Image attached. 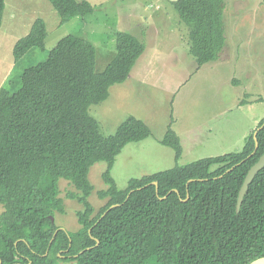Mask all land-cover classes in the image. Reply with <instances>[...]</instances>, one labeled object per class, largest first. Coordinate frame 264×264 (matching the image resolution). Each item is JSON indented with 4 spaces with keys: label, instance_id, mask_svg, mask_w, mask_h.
I'll use <instances>...</instances> for the list:
<instances>
[{
    "label": "trees",
    "instance_id": "16d2710c",
    "mask_svg": "<svg viewBox=\"0 0 264 264\" xmlns=\"http://www.w3.org/2000/svg\"><path fill=\"white\" fill-rule=\"evenodd\" d=\"M49 1L61 23L94 10L89 0ZM224 1H174L189 26L190 50L199 66L219 60L226 46ZM5 7L0 0V27ZM47 34L45 19L36 18L15 43L14 59L45 48ZM96 61L90 40L68 34L46 60L24 70L16 91L0 89L1 264H249L263 256L264 168L239 212L236 205L248 170L264 153V127L252 155L254 132L242 151L135 177L120 188L110 173L115 156L150 129L131 116L114 134L101 133L90 106L107 99L111 86L126 77L111 63L96 71ZM163 142L179 159L178 134L169 130ZM101 160L108 162L107 187L98 195L106 203L96 211L88 199L93 190L88 173ZM61 178L75 188L66 196L83 205L75 231L59 229L56 220V213L66 212Z\"/></svg>",
    "mask_w": 264,
    "mask_h": 264
},
{
    "label": "rangeland",
    "instance_id": "374dc122",
    "mask_svg": "<svg viewBox=\"0 0 264 264\" xmlns=\"http://www.w3.org/2000/svg\"><path fill=\"white\" fill-rule=\"evenodd\" d=\"M0 27V89L17 90L24 70L48 58L68 34L90 40L97 50L96 71L113 64L125 76L111 86L104 101L90 106L103 135L114 134L131 116L143 120L150 134L127 143L115 156L110 173L120 188L132 178L187 165L196 160L242 151L264 118V0H225L226 46L219 60L198 65L191 54L189 26L175 0H89L93 12L61 23L49 0H5ZM47 23L45 48H32L19 61L13 48L36 18ZM169 130L180 137L183 152L163 142ZM108 162H95L88 179L89 201L98 211L106 199ZM65 199L61 227H80L76 212L83 205L68 198L75 190L59 180ZM0 207V211H1Z\"/></svg>",
    "mask_w": 264,
    "mask_h": 264
},
{
    "label": "water",
    "instance_id": "95a60500",
    "mask_svg": "<svg viewBox=\"0 0 264 264\" xmlns=\"http://www.w3.org/2000/svg\"><path fill=\"white\" fill-rule=\"evenodd\" d=\"M264 127V123L263 125H261L255 132H254V139H255V150L253 153H255V151L258 149V146H259V142H258V137H257V134L259 132V130L261 128ZM264 168V153L259 157V159L250 167V169L248 170V173L244 179V182L239 190V194H238V199H237V205H236V210L237 212H239L241 210V207H242V204H243V201H244V197L246 195V193L248 192V189H249V186L250 184L253 182L255 176L257 175V173L262 170ZM231 170V169H230ZM229 171V170H228ZM190 181H193V179L189 180ZM153 184L156 185V189H157V192H158V189H159V183L158 181H153L151 182ZM174 191H177V189H173ZM173 190H171L169 193H171ZM166 196L164 197H161V199L165 198ZM120 203H116V204H113L111 205L104 213L101 217H104L106 215V213L116 207V206H119ZM59 229H65L63 227H60ZM56 230L55 234H54V237L56 236L57 232L59 231ZM53 239L51 240V243H52ZM96 241H97V244L99 243V239L96 238ZM84 250L81 251V253L83 252ZM2 263V260L0 258V264ZM249 264H264V255L263 256H260L254 260H252Z\"/></svg>",
    "mask_w": 264,
    "mask_h": 264
},
{
    "label": "flooded vegetation",
    "instance_id": "af4514ba",
    "mask_svg": "<svg viewBox=\"0 0 264 264\" xmlns=\"http://www.w3.org/2000/svg\"><path fill=\"white\" fill-rule=\"evenodd\" d=\"M259 127H260V125H258V128H259ZM253 132H255V131H253ZM254 150H255V149H254ZM254 150H253V152H254ZM256 151H257V150H256ZM256 151H255V152H256ZM253 152L251 153V155L254 154Z\"/></svg>",
    "mask_w": 264,
    "mask_h": 264
}]
</instances>
